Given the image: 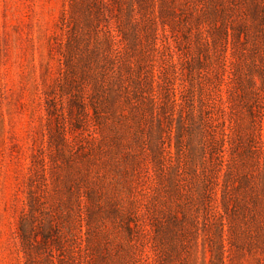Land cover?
Listing matches in <instances>:
<instances>
[{
  "label": "rangeland",
  "instance_id": "obj_1",
  "mask_svg": "<svg viewBox=\"0 0 264 264\" xmlns=\"http://www.w3.org/2000/svg\"><path fill=\"white\" fill-rule=\"evenodd\" d=\"M0 264H264V0H0Z\"/></svg>",
  "mask_w": 264,
  "mask_h": 264
}]
</instances>
